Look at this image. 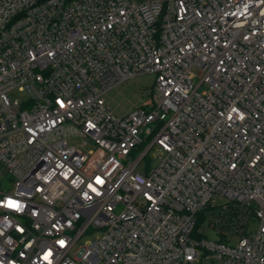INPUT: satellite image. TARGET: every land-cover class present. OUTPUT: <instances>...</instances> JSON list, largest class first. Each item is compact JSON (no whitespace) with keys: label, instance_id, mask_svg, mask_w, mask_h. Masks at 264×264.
I'll list each match as a JSON object with an SVG mask.
<instances>
[{"label":"built area","instance_id":"obj_1","mask_svg":"<svg viewBox=\"0 0 264 264\" xmlns=\"http://www.w3.org/2000/svg\"><path fill=\"white\" fill-rule=\"evenodd\" d=\"M1 163L0 264H264V0H0Z\"/></svg>","mask_w":264,"mask_h":264},{"label":"rangeland","instance_id":"obj_2","mask_svg":"<svg viewBox=\"0 0 264 264\" xmlns=\"http://www.w3.org/2000/svg\"><path fill=\"white\" fill-rule=\"evenodd\" d=\"M155 76L153 74H140L129 81H126L119 86L113 88L107 95V102L111 108L119 114H124L134 106L141 105L152 95V86ZM14 97L24 99L27 97L26 93L17 92L13 93ZM154 151V149H153ZM151 152V154L153 153ZM148 157L143 160V163L148 161ZM155 159L151 161L154 164ZM6 167L4 164H0V175H2V182L0 183V189L12 190L14 185L12 183L13 177L5 174ZM252 228H257V223L252 225ZM202 231L209 239H215L216 234L213 229L209 228L207 221L202 226Z\"/></svg>","mask_w":264,"mask_h":264},{"label":"trees","instance_id":"obj_3","mask_svg":"<svg viewBox=\"0 0 264 264\" xmlns=\"http://www.w3.org/2000/svg\"><path fill=\"white\" fill-rule=\"evenodd\" d=\"M150 163V160H148ZM209 216L210 219H209ZM237 216V211L233 210L231 208L227 209V206L224 208L221 205H216V206H208L206 209L203 211L199 212L197 216V221H196V226L194 229V236L200 237L198 228L209 219L207 222L208 225H214L220 229V231H226L227 228L233 229L234 227H239L241 228L238 231L241 232H246V223H240V222H235L233 221V217ZM251 216V214H249ZM222 233V232H220ZM242 235V233H240ZM225 239V236L221 237V240Z\"/></svg>","mask_w":264,"mask_h":264},{"label":"snow or ice","instance_id":"obj_4","mask_svg":"<svg viewBox=\"0 0 264 264\" xmlns=\"http://www.w3.org/2000/svg\"><path fill=\"white\" fill-rule=\"evenodd\" d=\"M10 206H15L14 203L10 202Z\"/></svg>","mask_w":264,"mask_h":264}]
</instances>
